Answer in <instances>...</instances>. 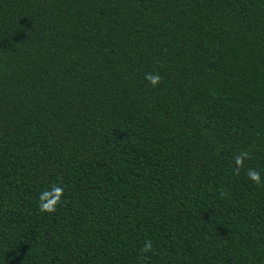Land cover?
I'll use <instances>...</instances> for the list:
<instances>
[{"label": "trees", "instance_id": "trees-1", "mask_svg": "<svg viewBox=\"0 0 264 264\" xmlns=\"http://www.w3.org/2000/svg\"><path fill=\"white\" fill-rule=\"evenodd\" d=\"M0 264H264V0H0Z\"/></svg>", "mask_w": 264, "mask_h": 264}, {"label": "clouds", "instance_id": "clouds-1", "mask_svg": "<svg viewBox=\"0 0 264 264\" xmlns=\"http://www.w3.org/2000/svg\"><path fill=\"white\" fill-rule=\"evenodd\" d=\"M144 79L148 84L155 88L161 83V76L158 73H145ZM251 156L247 151H241L234 157L235 167L233 169L234 175H239L240 170L244 167L245 160L250 159ZM247 178L255 184L261 183V176L258 170L249 168L245 173ZM64 195V189L58 184H53L50 189H45L39 196V211L42 213H54L57 206L61 203ZM152 250V242L146 241L144 247L141 249L142 252H149Z\"/></svg>", "mask_w": 264, "mask_h": 264}]
</instances>
